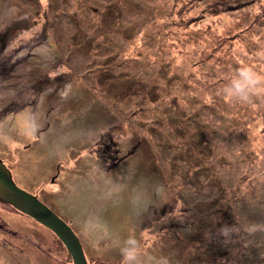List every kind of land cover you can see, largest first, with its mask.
Returning <instances> with one entry per match:
<instances>
[{
  "label": "rangeland",
  "instance_id": "1",
  "mask_svg": "<svg viewBox=\"0 0 264 264\" xmlns=\"http://www.w3.org/2000/svg\"><path fill=\"white\" fill-rule=\"evenodd\" d=\"M0 46V159L87 264L130 238L138 264H264V81L225 92L264 77V0H0ZM0 264L72 259L0 199Z\"/></svg>",
  "mask_w": 264,
  "mask_h": 264
},
{
  "label": "water",
  "instance_id": "2",
  "mask_svg": "<svg viewBox=\"0 0 264 264\" xmlns=\"http://www.w3.org/2000/svg\"><path fill=\"white\" fill-rule=\"evenodd\" d=\"M0 199L52 231L70 253L72 264H87L81 241L73 228L37 195L17 185L1 159Z\"/></svg>",
  "mask_w": 264,
  "mask_h": 264
},
{
  "label": "clouds",
  "instance_id": "3",
  "mask_svg": "<svg viewBox=\"0 0 264 264\" xmlns=\"http://www.w3.org/2000/svg\"><path fill=\"white\" fill-rule=\"evenodd\" d=\"M264 81V77L259 76L251 68L240 69L238 76L233 79L230 86L225 89L228 98L238 97L241 100L247 101L250 92H259L262 89L258 87ZM137 241L128 239L125 242V247L121 248L123 256L122 264H138L139 251L135 247Z\"/></svg>",
  "mask_w": 264,
  "mask_h": 264
},
{
  "label": "trees",
  "instance_id": "4",
  "mask_svg": "<svg viewBox=\"0 0 264 264\" xmlns=\"http://www.w3.org/2000/svg\"><path fill=\"white\" fill-rule=\"evenodd\" d=\"M3 52V47L0 46V54ZM2 55H0L1 57ZM9 57V56H6ZM11 57V56H10ZM12 59V58H11ZM11 59H5V57H2V59H0V79H3L4 82H8L10 79V75H12V71H16V69H12V61ZM3 60V61H2ZM45 82H39V84H41V87L39 88L38 85H34L33 91L39 92L44 86ZM9 84V83H8ZM10 85V84H9ZM177 198V197H176ZM186 208V207H183ZM191 209V208H190ZM48 229V228H47ZM52 232V231H51ZM53 233V232H52ZM54 234V233H53ZM60 241V240H59Z\"/></svg>",
  "mask_w": 264,
  "mask_h": 264
}]
</instances>
